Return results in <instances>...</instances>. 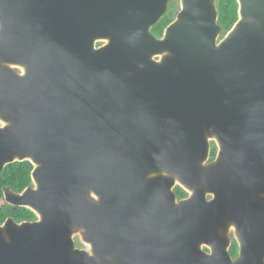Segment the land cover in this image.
Returning a JSON list of instances; mask_svg holds the SVG:
<instances>
[{"label": "water", "instance_id": "obj_1", "mask_svg": "<svg viewBox=\"0 0 264 264\" xmlns=\"http://www.w3.org/2000/svg\"><path fill=\"white\" fill-rule=\"evenodd\" d=\"M168 1L0 0V174L33 165L5 197L38 217L0 264H264V0L219 43L216 0L156 38Z\"/></svg>", "mask_w": 264, "mask_h": 264}, {"label": "trees", "instance_id": "obj_2", "mask_svg": "<svg viewBox=\"0 0 264 264\" xmlns=\"http://www.w3.org/2000/svg\"><path fill=\"white\" fill-rule=\"evenodd\" d=\"M218 25L222 28L221 37L224 38L234 28L239 21V5L237 0H219L218 1ZM171 23V18L164 19L156 27L153 28L152 34L156 37H162L165 30ZM217 156V148L212 147L210 160L212 161ZM215 160V159H214ZM33 165L30 162H17L9 165L0 175V194L1 188L10 187L13 191L21 193L27 187L32 186ZM178 200H183L188 197V194L177 187L175 189ZM0 209V226L6 223L8 218H12L16 223L35 222L37 217L35 213L24 208H13L7 205L1 195ZM238 245L233 243L230 254L233 258L238 256Z\"/></svg>", "mask_w": 264, "mask_h": 264}, {"label": "flooded vegetation", "instance_id": "obj_3", "mask_svg": "<svg viewBox=\"0 0 264 264\" xmlns=\"http://www.w3.org/2000/svg\"><path fill=\"white\" fill-rule=\"evenodd\" d=\"M218 1L219 0H216V8H217V11H218ZM182 9V3H181V1L180 0H169L168 1V3H167V9H166V13H165V15L163 16V18L161 19V21L159 22V23H161L164 19H168V18H171V23H170V25L171 24H173V23H175V20H176V17H177V15H178V13L180 12V10ZM218 23H219V16H218ZM156 27V26H155ZM152 31H153V29H152ZM151 31V32H152ZM164 35V34H163ZM156 37V36H155ZM163 37V36H162ZM162 37H156V38H158V39H160V38H162ZM107 45V42H105V41H100V42H98L97 44H96V48L98 49V48H102V47H104V46H106ZM157 59V58H156ZM156 61H159V60H156ZM9 68L12 70V71H14L16 74H19V75H23V73H24V71L23 72H21V70L18 68V67H14L13 68V66H9ZM216 147L217 148V145H216V143L215 142H213L212 144H211V149H212V147ZM210 154H211V152H210ZM217 154H218V148H217ZM217 157V156H216ZM214 159H216V158H214ZM209 160V163H212V162H214L215 160ZM2 174V173H1ZM0 174V175H1ZM32 188H34V183H33V180H32V186H30V187H27L25 190H23L21 193H17V192H15V191H13L12 190V188H10V187H5V188H1V194H0V209H1V202H2V198H1V195L3 196V199H4V201H5V203L7 204V205H9L10 207H13V208H21V207H15V206H13V205H10V204H8L7 203V201H6V197H5V191L6 190H8V191H10V192H12V193H14V194H23L26 190H28V189H32ZM186 199V198H185ZM210 199V198H209ZM24 209H27V208H24ZM29 210V209H28ZM36 215V214H35ZM37 217V216H36ZM9 219H12V218H8V220ZM37 219H38V217H37ZM13 220V219H12ZM23 223H32V222H23ZM5 224V223H4ZM18 224V223H17ZM19 224H22V223H19ZM231 240V239H230ZM237 243V241H236V238H235V240H231V246H230V249H229V253H230V250H231V247H232V245H233V243ZM237 245H238V243H237ZM238 248H239V246H238ZM205 251L207 252V253H209L210 251L208 250V249H205ZM231 255V254H230ZM232 257V256H231ZM239 257V251H238V256L236 257V258H238ZM233 258V257H232ZM236 258H233V259H236Z\"/></svg>", "mask_w": 264, "mask_h": 264}, {"label": "rangeland", "instance_id": "obj_4", "mask_svg": "<svg viewBox=\"0 0 264 264\" xmlns=\"http://www.w3.org/2000/svg\"><path fill=\"white\" fill-rule=\"evenodd\" d=\"M181 1V0H180ZM180 12H181V10H180ZM180 12L178 13V15L180 14ZM178 15H177V17H176V20H175V22L178 20ZM224 38H222V37H220L219 39H218V43L221 41V40H223ZM155 61L156 60H161V57H158L157 59L155 58L154 59ZM20 69V68H19ZM21 70V72H23V70L22 69H20ZM2 127H4V124L2 123V122H0V128H2ZM213 143V141H210V148H211V144ZM235 231L232 229V231L230 232V239L233 241V240H235ZM73 240H74V243H75V245H76V248L77 249H80V250H84V251H88V252H90V247L89 246H87L84 242H83V240H82V233L81 232H77V233H75L74 234V236H73Z\"/></svg>", "mask_w": 264, "mask_h": 264}, {"label": "bare ground", "instance_id": "obj_5", "mask_svg": "<svg viewBox=\"0 0 264 264\" xmlns=\"http://www.w3.org/2000/svg\"><path fill=\"white\" fill-rule=\"evenodd\" d=\"M14 67H17V66H13V68H14ZM18 68H20V67H18ZM22 70L24 71V69H22ZM23 74H24V73H23Z\"/></svg>", "mask_w": 264, "mask_h": 264}]
</instances>
